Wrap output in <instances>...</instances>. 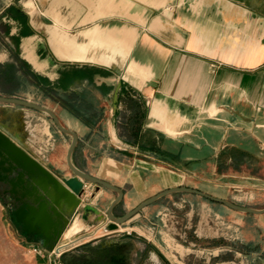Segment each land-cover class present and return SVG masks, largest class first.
Returning <instances> with one entry per match:
<instances>
[{
    "label": "crops",
    "instance_id": "crops-1",
    "mask_svg": "<svg viewBox=\"0 0 264 264\" xmlns=\"http://www.w3.org/2000/svg\"><path fill=\"white\" fill-rule=\"evenodd\" d=\"M1 4L0 97L44 107L76 134L72 164L122 193L113 216L166 190L198 193L170 192L116 231H103L106 218L69 231L60 256L0 197V264H72L68 253L88 264L107 238L129 243V264H180L186 250L183 264H264V213L237 209H264V0ZM0 127L53 175L54 154L68 169L71 137L44 112L0 103ZM85 185L95 196L83 202L106 214L117 193ZM182 210L188 249L170 233Z\"/></svg>",
    "mask_w": 264,
    "mask_h": 264
},
{
    "label": "water",
    "instance_id": "water-1",
    "mask_svg": "<svg viewBox=\"0 0 264 264\" xmlns=\"http://www.w3.org/2000/svg\"><path fill=\"white\" fill-rule=\"evenodd\" d=\"M113 101H116V93ZM0 103L19 105L44 112L59 132L71 137L66 153V165L72 176L58 178L49 172L36 158L30 156L21 145L0 127V197L13 208L12 216L16 223L20 225L21 230L27 235L36 236L37 243L49 252L55 251L57 253L69 246L68 243L58 245V242L70 237H66L65 232L74 222H77L78 231L73 235L85 232L105 218L109 222L103 226V231H116L119 225L126 222L142 208L170 192H196L185 188L166 190L143 201L123 216L115 217L111 211L121 199L122 193L118 188L83 173L72 164L71 154L77 142L74 132L63 127L54 113L44 107L14 98L0 97ZM87 183L95 185L97 190L99 187H103L117 193V197L109 204L106 214L103 215L93 205L83 202L82 196L85 191L90 192L93 190L92 186L87 187L85 185ZM217 201L232 209L236 208L224 201ZM237 209L256 214L264 213V209Z\"/></svg>",
    "mask_w": 264,
    "mask_h": 264
},
{
    "label": "flooded vegetation",
    "instance_id": "flooded-vegetation-1",
    "mask_svg": "<svg viewBox=\"0 0 264 264\" xmlns=\"http://www.w3.org/2000/svg\"><path fill=\"white\" fill-rule=\"evenodd\" d=\"M69 231H78V225L77 222H74L65 232V235ZM99 245L101 247L105 246V250L99 249L96 252H90L87 255L86 261H88V264H93L92 262L96 261V264L99 262H102L103 264H129L130 258H129V248L130 245L127 241L120 239H103L99 241ZM72 253H68L65 255V259L72 264H77L76 261L73 260ZM95 264V263H94Z\"/></svg>",
    "mask_w": 264,
    "mask_h": 264
},
{
    "label": "rangeland",
    "instance_id": "rangeland-1",
    "mask_svg": "<svg viewBox=\"0 0 264 264\" xmlns=\"http://www.w3.org/2000/svg\"><path fill=\"white\" fill-rule=\"evenodd\" d=\"M1 3H2V0H0V5H2ZM50 165H51V168L54 171L55 175L58 178H69V177L72 176V173L65 167L64 161H63L61 156H58L57 154L56 155L55 154L52 155V157H50ZM86 167H87V165H86ZM94 196H95V190L94 189L92 191H90V193L87 194L88 200H91L92 197H94ZM98 201L97 202L100 205V203L102 202L100 197H98ZM184 214H185L184 210H182L178 214L176 213V215L178 216V224L176 225L177 231L171 229L172 232H170V229H169V232L173 233L174 235L176 234V236H174L175 237L174 238L175 239V243H177V244L179 243V244H181L182 246H184L185 248L188 249L189 244L191 243L192 240L190 238L189 229H187V228H189V225H188V222L185 220V215ZM153 223H155V222H153ZM88 229H91V228H88ZM173 234H171V235H173ZM215 240L219 241L220 237H216V239H214V243H215ZM171 243H174V242L171 241ZM188 252L189 251L186 250L185 252L180 253V258H178L179 261L181 262L180 264H183V261H185V262L189 261V259L191 257L188 255L189 254ZM190 260L193 262L192 259H190ZM200 261H202V259ZM215 263H216V260L213 259L211 261V264H215Z\"/></svg>",
    "mask_w": 264,
    "mask_h": 264
},
{
    "label": "built area",
    "instance_id": "built-area-1",
    "mask_svg": "<svg viewBox=\"0 0 264 264\" xmlns=\"http://www.w3.org/2000/svg\"><path fill=\"white\" fill-rule=\"evenodd\" d=\"M63 250H60L59 252H55V251H51L52 254H54L55 256H60Z\"/></svg>",
    "mask_w": 264,
    "mask_h": 264
}]
</instances>
